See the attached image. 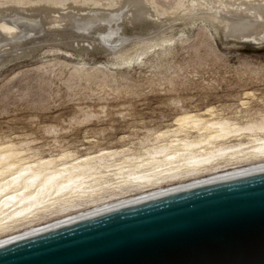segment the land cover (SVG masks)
Instances as JSON below:
<instances>
[{"label":"rangeland","instance_id":"obj_1","mask_svg":"<svg viewBox=\"0 0 264 264\" xmlns=\"http://www.w3.org/2000/svg\"><path fill=\"white\" fill-rule=\"evenodd\" d=\"M23 2L35 7L46 0H0V10L30 6ZM116 3L87 0L83 6L99 8L88 14H100L117 8ZM177 4L178 0L153 1L159 17H146V23L170 25L163 37L168 40L139 49L142 42L131 38L146 31L134 23L111 24L98 18L91 23L95 32L76 28L69 37L48 38L39 34L37 18L23 15L18 23L20 31L28 32L26 38L16 49L5 43L0 49H9L6 55L0 53V143L23 145L26 155L44 157L63 152L84 157L101 150L138 155L156 141L158 133L178 128L177 119L187 113L204 119L222 116L240 125L264 119V38L259 42L228 37L216 16L199 14L188 20L176 10ZM122 36L130 40L125 42ZM119 47L130 51L131 59L116 56L114 49ZM200 132L191 128L187 134L194 138ZM247 141L245 133L227 144ZM214 174L189 176L151 190ZM94 207L87 204L84 209L35 221L0 233V239Z\"/></svg>","mask_w":264,"mask_h":264},{"label":"bare ground","instance_id":"obj_2","mask_svg":"<svg viewBox=\"0 0 264 264\" xmlns=\"http://www.w3.org/2000/svg\"><path fill=\"white\" fill-rule=\"evenodd\" d=\"M86 1L76 0L74 4L63 0H46L44 5L35 7L23 2L30 6L0 10V49L4 43L12 50L16 49L26 38L23 36H27L28 32L20 31L18 23L20 18H24L23 15L29 16V19L32 16L37 18L39 34L48 38L69 37L76 28L95 32L96 27L91 23L98 18L111 24L134 23L146 31L131 38L142 42L136 49L162 43L160 40H163L170 26H161L158 21L160 26L153 25L157 22L152 23L153 26L146 23V17H159L154 10V0H117V8H107V12L100 14H88L99 8L83 6ZM176 10L188 20H193L199 14L208 18L216 16L223 29L227 30L228 37L259 42L264 38V0H178ZM123 40L126 42L130 38L123 37ZM123 48L114 49V54L131 59L132 53L123 51ZM8 51L3 49L0 53L6 55ZM177 122L178 128L158 133L156 141L144 147V152L138 155L129 151L101 150L84 157H73L71 152L51 153L44 157L28 155L29 152L26 155L23 145L0 143V233L32 225L47 217L84 209L87 204L95 206L86 212L31 226L23 233L1 238L0 246L168 194L264 172V162L233 166L245 161H264V119L240 125L222 116L204 119L187 113L181 115ZM191 128L198 129L200 134L190 138L192 136L189 137L187 132ZM184 132L186 135L180 137ZM245 133L249 139L247 143L227 144L232 137ZM118 155L120 158L116 157ZM205 172L215 174L189 183L151 190ZM134 191L140 192L133 195ZM130 193L133 196H129ZM121 194L129 197L123 198ZM111 198L117 200L112 201Z\"/></svg>","mask_w":264,"mask_h":264},{"label":"water","instance_id":"obj_3","mask_svg":"<svg viewBox=\"0 0 264 264\" xmlns=\"http://www.w3.org/2000/svg\"><path fill=\"white\" fill-rule=\"evenodd\" d=\"M0 264H264V172L0 246Z\"/></svg>","mask_w":264,"mask_h":264}]
</instances>
